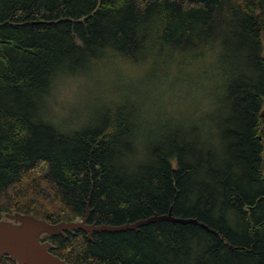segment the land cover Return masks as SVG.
Segmentation results:
<instances>
[{
  "label": "trees",
  "instance_id": "trees-1",
  "mask_svg": "<svg viewBox=\"0 0 264 264\" xmlns=\"http://www.w3.org/2000/svg\"><path fill=\"white\" fill-rule=\"evenodd\" d=\"M173 63L207 95L170 112ZM99 71L97 111L61 121L56 86ZM88 201L97 225L206 229L42 236L69 264H264V0H0V220Z\"/></svg>",
  "mask_w": 264,
  "mask_h": 264
},
{
  "label": "water",
  "instance_id": "water-1",
  "mask_svg": "<svg viewBox=\"0 0 264 264\" xmlns=\"http://www.w3.org/2000/svg\"><path fill=\"white\" fill-rule=\"evenodd\" d=\"M89 213L88 201L85 215L78 221L50 223L30 214H5L0 220V259L7 257L16 264H69L49 251L51 244L41 241L44 235L55 236L66 232L82 231L90 239L94 233L136 231L138 228L150 223L162 221L181 225L195 224L206 229L197 220L175 218L171 215V212L165 215L155 214L133 223L127 221L119 226L89 223Z\"/></svg>",
  "mask_w": 264,
  "mask_h": 264
},
{
  "label": "rangeland",
  "instance_id": "rangeland-1",
  "mask_svg": "<svg viewBox=\"0 0 264 264\" xmlns=\"http://www.w3.org/2000/svg\"><path fill=\"white\" fill-rule=\"evenodd\" d=\"M143 69L147 70L148 67H144ZM168 69H169L167 70L168 78L166 82L172 85H174L177 82L175 77H178L181 71L186 70V68H183V67L179 68L174 63L171 64ZM107 78H108V75L105 71L104 72L99 71L93 76L79 75L76 77H70L69 79H66L63 82L61 81L59 85L56 86L55 91L53 93V97H52L54 107L56 111H58V113L60 114V120L61 121H66L70 119L73 120L77 117L78 113L81 115V112H84L87 116L92 115L91 113H95L97 109H94L90 113H88L90 108L94 104V100H92L91 97L93 98H95V96L102 97L101 96L102 94H106L108 92L109 90L108 88L110 86H109V82ZM116 78L113 77V81ZM173 80H175V83L171 82ZM116 84H119V83L116 82ZM125 85H126L125 81L122 80L121 88H123ZM189 85L195 86V89L187 88L189 87ZM189 85H187V83L183 81L177 82L174 90H171L168 88V91H166L163 96H160L161 97L160 99H162V101L166 100L164 105L167 111L172 112V110H175L176 108L186 107V103L189 100L191 102V100L193 101L199 97H202V94L207 95L206 93L207 86L205 82H202V81H198L196 83L191 82ZM144 86H146V84L142 83L140 87L141 89L138 90L140 96L142 97H145ZM203 87L205 88L203 89ZM157 89L158 91H163L164 88H154L152 92H156ZM200 90L202 94L200 93ZM188 105L187 107H189ZM150 122L155 123L156 118L152 117L150 119Z\"/></svg>",
  "mask_w": 264,
  "mask_h": 264
},
{
  "label": "flooded vegetation",
  "instance_id": "flooded-vegetation-1",
  "mask_svg": "<svg viewBox=\"0 0 264 264\" xmlns=\"http://www.w3.org/2000/svg\"><path fill=\"white\" fill-rule=\"evenodd\" d=\"M90 223V222H89Z\"/></svg>",
  "mask_w": 264,
  "mask_h": 264
}]
</instances>
